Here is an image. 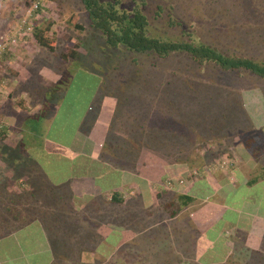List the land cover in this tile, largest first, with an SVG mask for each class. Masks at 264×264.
I'll return each instance as SVG.
<instances>
[{"label": "trees", "instance_id": "obj_1", "mask_svg": "<svg viewBox=\"0 0 264 264\" xmlns=\"http://www.w3.org/2000/svg\"><path fill=\"white\" fill-rule=\"evenodd\" d=\"M78 1L102 48L144 56L149 66L117 64L105 74L99 65L94 71L80 66L76 42L58 53L71 67L67 80L44 90L57 101L52 115L41 111L25 115L20 127L0 126V237L41 227L53 245L52 264H199L183 246L191 222L179 215L195 200L169 192L165 167L183 164L190 177L209 176L215 168L233 171L241 142L240 157L254 167H244L250 178L239 190L264 183L262 124L250 121L242 99L244 121L213 103L222 82L217 70L264 81V60L226 53L188 32L156 33L145 0ZM46 10L39 4L35 18ZM167 13L157 6L152 19ZM29 33L49 52L60 44L49 23L36 22ZM78 132L93 141L85 153L71 146ZM113 233L123 240L107 257L98 246Z\"/></svg>", "mask_w": 264, "mask_h": 264}, {"label": "rangeland", "instance_id": "obj_2", "mask_svg": "<svg viewBox=\"0 0 264 264\" xmlns=\"http://www.w3.org/2000/svg\"><path fill=\"white\" fill-rule=\"evenodd\" d=\"M39 1L40 4L47 5V10L41 12L43 14L39 13L42 17L39 15L35 18L39 6L32 11L27 0H0V37L7 34L15 36L17 40L16 44L7 46L0 54V126L20 127L25 115L41 111L47 116L52 115L50 110L57 107V101L54 98L48 99L45 91L51 89L54 83L67 80L66 74L71 65L69 62H61L58 53L69 44L77 43L82 62L80 66L90 71H94L95 66H100L106 74L117 64L124 69H145L149 66V60L144 56L131 55L122 49L102 48L98 33L91 31L86 23L84 10L78 0ZM145 1L156 33L173 37L180 36L181 31L188 32L226 53L264 60V0ZM157 6L163 7L168 13L153 20ZM170 20L178 24L169 26L167 22ZM40 21L42 24L51 25V32L60 42L54 53L39 47L31 33L25 34L30 32L34 23ZM132 58L137 60L136 65H132ZM248 77L246 74H221L217 70L215 79H221L222 82L217 85L218 97L213 103L226 105L233 119L244 121L240 112V101L242 97L255 93L250 91L249 85H259V94L264 99V81L248 80ZM39 86L44 88L37 92ZM60 93L62 92L58 90L54 95ZM98 93L101 95L102 90ZM254 102L262 104L260 99ZM257 130L264 133V124ZM91 142L93 141L85 134L78 132L71 146L85 153L83 149L88 147L90 150L93 147ZM234 150L238 154L242 152L241 142L236 143ZM3 165L0 162V167ZM117 239L113 233L109 242L114 244ZM110 254L111 250H107L106 255Z\"/></svg>", "mask_w": 264, "mask_h": 264}, {"label": "crops", "instance_id": "obj_3", "mask_svg": "<svg viewBox=\"0 0 264 264\" xmlns=\"http://www.w3.org/2000/svg\"><path fill=\"white\" fill-rule=\"evenodd\" d=\"M250 91L255 93L242 97L243 106L255 126L264 124V99L258 87H252ZM258 99L262 104L254 102ZM242 152L237 154L240 163L234 165L233 171L230 170L232 166L222 170L215 168L210 170L213 173L204 177H190V171L183 164L165 167L164 181L173 180V186L169 181H163L165 186H170L167 188L169 192L177 191L195 200L188 207H183L179 215L186 214L191 222L192 230L183 246L199 264L264 262V183L252 187L247 184L248 189H253L250 195L248 189L244 193L239 190V186L250 178L254 167L240 157ZM219 171H224L225 176ZM143 179L137 183L138 187ZM145 181L147 186L153 185ZM8 233L0 237V264H52L53 245L41 227L26 226ZM122 240L111 244L103 238L98 251L108 257ZM107 250H111L110 255H106Z\"/></svg>", "mask_w": 264, "mask_h": 264}, {"label": "built area", "instance_id": "obj_4", "mask_svg": "<svg viewBox=\"0 0 264 264\" xmlns=\"http://www.w3.org/2000/svg\"><path fill=\"white\" fill-rule=\"evenodd\" d=\"M27 1L29 3V6H31L32 11L36 10L40 4L39 0H27ZM22 23H23L22 25H24L25 21L23 20ZM16 41L17 40L15 36H8L7 34L1 36L0 37V54H2V52L6 49L7 46L16 44Z\"/></svg>", "mask_w": 264, "mask_h": 264}]
</instances>
